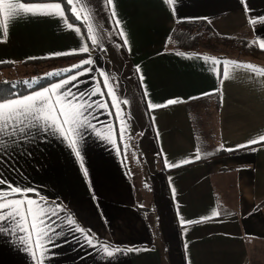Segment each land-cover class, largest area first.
I'll use <instances>...</instances> for the list:
<instances>
[{"label": "crops", "instance_id": "obj_1", "mask_svg": "<svg viewBox=\"0 0 264 264\" xmlns=\"http://www.w3.org/2000/svg\"><path fill=\"white\" fill-rule=\"evenodd\" d=\"M93 3L104 26L100 48L72 55L86 54L76 64L92 59L98 70L79 77L86 82L79 90L99 87L107 93V79L115 98L92 97L107 110L93 109L96 119L89 114L94 128L82 129V160L58 136L43 134L26 146L30 155L0 156L9 181L32 187L91 230L95 247L62 225L63 235L57 246L49 245L44 264H264V142L248 144L264 135V75L229 66L228 78L221 79L203 58L233 60L179 50L169 39L178 22L203 20L220 35L244 37L259 47L264 0H246L248 12L241 0H114L124 37L100 0ZM68 6L84 15L80 0ZM65 15L72 29L51 16L17 20L6 40L0 28V61L46 59L78 48V24L66 9ZM170 99L177 103L167 104ZM148 101L160 106L150 110ZM109 112L130 114L123 139L122 122ZM165 160L180 166L166 167ZM31 239L26 252L17 235L0 234V264H38L42 248L35 246L36 233ZM102 246L119 251L109 257Z\"/></svg>", "mask_w": 264, "mask_h": 264}, {"label": "snow or ice", "instance_id": "obj_2", "mask_svg": "<svg viewBox=\"0 0 264 264\" xmlns=\"http://www.w3.org/2000/svg\"><path fill=\"white\" fill-rule=\"evenodd\" d=\"M166 3H172V0H165ZM245 4V11L249 9L246 0H241ZM72 0H0V28L3 29V39H7L9 27L19 19H25L36 16L59 17L69 29L73 28L65 15V7L71 5ZM84 15L76 11L75 8H67L72 12V21L78 26L74 30L79 41V47L66 53H53L54 56L72 55L78 53H89L90 46L100 48L103 25L97 21L98 10L95 8L93 0H80ZM101 9L108 13L110 22L116 25L115 31L121 37H124L123 29L119 27L120 21L116 18L114 0H100ZM249 23H254V18H249ZM84 29L81 32V29ZM171 39V37H169ZM87 41V42H86ZM127 39H124V45H127ZM119 47V46H118ZM264 49V43L259 45ZM177 55L183 56V53L177 52ZM199 58V57H197ZM206 63H210L212 70L216 72L219 78L225 79L229 76V66L232 70H247L257 75H264V69L258 68L251 64H241L236 61H219L216 58L204 57ZM3 63V61H0ZM85 65H89L85 69ZM224 65V70H221ZM92 59L81 61L80 64L74 65L71 69L62 72L47 73L45 78L64 76L63 80L53 83L41 90L31 92L27 95H21L12 91H7L0 95V156H11L16 153L21 156L30 155V150L26 147L31 144L38 134L58 136L69 147L70 151L77 159L82 160V129L94 128V125L88 119L89 114L93 118L97 117L92 112L93 109L107 110V104L103 100L92 99L97 95H108L115 98L111 85L105 79L107 93H101L99 87H94L88 91H80L79 85L86 83L79 79L80 76L90 72L97 71ZM136 72L140 75L141 83L143 76L140 74L139 66ZM68 73H73L68 75ZM101 75H105L102 71ZM25 85H34L39 83V79L24 82ZM11 87H15L12 85ZM76 89V91H73ZM148 93L145 90L144 96ZM125 105L128 100L122 101ZM167 104H175L177 100L170 99ZM151 101H148L150 110L159 107ZM114 109H118V104H113ZM110 115L116 114L117 119L122 122L123 127L119 130L120 138L123 139L128 134L131 125V116L125 117L122 112L119 114L109 112ZM264 142V135L258 140H251L249 145ZM200 158V149H196V159ZM189 161H184V163ZM166 167H178L179 163H169L165 160ZM3 166V160L0 159V168ZM83 168V163H81ZM84 175L88 173L85 170ZM33 193L34 196H29ZM65 209L58 203L49 202L46 198L39 196L36 190L30 186H21L16 181H9L0 170V234L17 235V243L22 245L26 252L32 250L31 234L34 232L37 236V248H42L43 256L38 264H44L51 246L56 245V239L63 235L59 229L62 225L69 226L73 233H80L85 242L92 247L93 237L90 235L91 230H85L73 219L71 214H64ZM213 216L220 215L219 212H213ZM206 219V218H201ZM191 223L190 221L181 220V224ZM23 233V235H19ZM55 238V239H54ZM67 242V241H66ZM102 250L107 256H113L114 252L119 249L109 250L108 247L102 246ZM131 251V249H129ZM33 258L35 256L33 254Z\"/></svg>", "mask_w": 264, "mask_h": 264}, {"label": "trees", "instance_id": "obj_3", "mask_svg": "<svg viewBox=\"0 0 264 264\" xmlns=\"http://www.w3.org/2000/svg\"><path fill=\"white\" fill-rule=\"evenodd\" d=\"M67 8H70L68 5L65 7L66 12L68 13L70 19L72 20V12L67 11ZM73 22V21H72ZM77 24V23H76ZM208 35L212 37H219L222 40H228L231 42L238 43L242 46L243 51L247 50V53H249L253 57H261L264 56V49H261L257 46L256 43H253L250 39L241 38V37H234V36H220L218 35L212 26L207 21H184V22H178L176 24V27L174 28L170 43L179 50L187 51V52H193L197 51L198 48L201 45V41L203 39V36ZM246 52V51H245ZM87 58L86 54L82 55H68V56H60L58 58H51L50 60H74V59H85ZM221 59H224L221 57ZM43 61H47L46 59H33V60H27L24 62H36L40 63ZM12 63H0V68L11 66ZM78 65V64H76ZM86 66V65H85ZM61 72V71H60ZM71 74V73H68ZM64 77L56 76L45 78L44 76L39 77V83L34 85H25L24 82L26 80L24 79H18V80H0V95H4L7 91H12L15 93H19L21 95L31 92L33 90H36L37 88L43 87L53 81H56L60 78ZM12 85H15V87H11ZM219 97V93L217 94ZM224 151L218 152L217 154L222 155Z\"/></svg>", "mask_w": 264, "mask_h": 264}, {"label": "rangeland", "instance_id": "obj_4", "mask_svg": "<svg viewBox=\"0 0 264 264\" xmlns=\"http://www.w3.org/2000/svg\"><path fill=\"white\" fill-rule=\"evenodd\" d=\"M234 37H240V36H234ZM198 50L211 52L212 54H216L220 57H223L224 59H229L237 62H250L252 64H258L264 66V56L253 57L249 53V51L248 53L247 50H245L246 52L243 51V48L240 44L228 40H222L219 37H212L208 35L203 36L201 45L198 48ZM58 57L60 56H57L55 58ZM51 58H46L47 61H43L40 63L20 62V63H14L8 67L0 68V80L24 79L26 81H32L34 78L38 79L39 77L44 76L47 73L60 72V71L62 72L63 70L71 69L74 65H76V62L78 61L77 59L49 61L48 59ZM196 119L198 120L197 113H196Z\"/></svg>", "mask_w": 264, "mask_h": 264}]
</instances>
